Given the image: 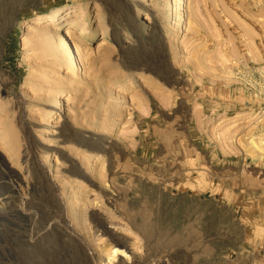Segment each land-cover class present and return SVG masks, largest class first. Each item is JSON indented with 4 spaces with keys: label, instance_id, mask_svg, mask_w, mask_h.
<instances>
[{
    "label": "rangeland",
    "instance_id": "obj_1",
    "mask_svg": "<svg viewBox=\"0 0 264 264\" xmlns=\"http://www.w3.org/2000/svg\"><path fill=\"white\" fill-rule=\"evenodd\" d=\"M179 1L0 0V264H264V0Z\"/></svg>",
    "mask_w": 264,
    "mask_h": 264
},
{
    "label": "bare ground",
    "instance_id": "obj_2",
    "mask_svg": "<svg viewBox=\"0 0 264 264\" xmlns=\"http://www.w3.org/2000/svg\"><path fill=\"white\" fill-rule=\"evenodd\" d=\"M182 2V0H180L178 2V4L180 5V3ZM66 13H64V11L62 10H57L51 14H45V15H37L34 18V21L32 20L31 23H28V26H34L35 23H38L39 21H53L55 19V21L59 20L60 17H62V15H64ZM72 15V14H71ZM65 25H67V27H65L60 33L59 35H57V44H58V48L56 49L57 52L63 54L65 57H68L70 59H74L78 53H79V48L78 47H74L73 45V41L77 40V39H81V38H88L89 35L87 34L86 30L83 29H77L78 27V22L75 21H71L68 23H65ZM46 39V38H45ZM55 43V42H54ZM108 43L106 41V39H101L100 43H99V47L100 46H106ZM82 51V50H81ZM67 58V59H68ZM76 60V59H74ZM60 105L59 107H57V110H61L63 107L61 106L62 102L61 100L59 101ZM258 149V148H257ZM2 157V156H1ZM109 184V183H108ZM113 184V183H112ZM114 185V184H113ZM115 194V193H114ZM103 216V215H102ZM106 220V219H105ZM101 223H99V227L101 229V231L107 232L109 233L112 237L113 236H118L117 239H114V247L111 249L110 253H108L107 256V263L110 264L111 261H115L117 259V261H119L121 259H123V262L125 263L126 261L128 262V256H127V252H128V245H127V241L126 238H124L122 235H115L114 232H112L109 227H106V225L100 221ZM97 223V222H96ZM96 226V225H95ZM98 227V226H97ZM98 229V228H97ZM99 229V230H100ZM100 231V232H101ZM103 234V233H102ZM108 234V235H109ZM105 235V234H104ZM109 251V250H108ZM105 256V257H106ZM119 259V260H118ZM125 260V261H124ZM126 262V263H127ZM123 263V264H124ZM125 263V264H126ZM114 264V263H112ZM116 264V262H115Z\"/></svg>",
    "mask_w": 264,
    "mask_h": 264
},
{
    "label": "built area",
    "instance_id": "obj_3",
    "mask_svg": "<svg viewBox=\"0 0 264 264\" xmlns=\"http://www.w3.org/2000/svg\"><path fill=\"white\" fill-rule=\"evenodd\" d=\"M263 94H264V90H263Z\"/></svg>",
    "mask_w": 264,
    "mask_h": 264
}]
</instances>
